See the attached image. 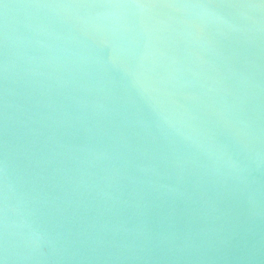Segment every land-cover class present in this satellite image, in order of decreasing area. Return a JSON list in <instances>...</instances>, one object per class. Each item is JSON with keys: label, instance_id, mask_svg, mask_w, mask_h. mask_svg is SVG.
I'll return each instance as SVG.
<instances>
[{"label": "water", "instance_id": "obj_1", "mask_svg": "<svg viewBox=\"0 0 264 264\" xmlns=\"http://www.w3.org/2000/svg\"><path fill=\"white\" fill-rule=\"evenodd\" d=\"M0 264H264V0H0Z\"/></svg>", "mask_w": 264, "mask_h": 264}]
</instances>
